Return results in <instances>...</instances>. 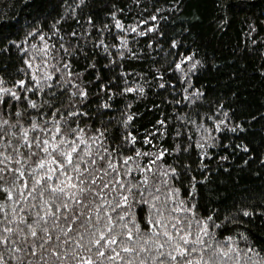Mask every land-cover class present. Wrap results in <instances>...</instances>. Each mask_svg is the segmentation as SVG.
Here are the masks:
<instances>
[{"label": "snow or ice", "instance_id": "obj_1", "mask_svg": "<svg viewBox=\"0 0 264 264\" xmlns=\"http://www.w3.org/2000/svg\"><path fill=\"white\" fill-rule=\"evenodd\" d=\"M62 2V13L52 17L51 23L44 18L39 26H27L29 30L22 39H10L0 31V54L11 53L14 48L21 62L19 67L0 62V264H264V246L256 248L249 243L246 231L239 233L243 248L233 236L220 239L216 234L224 221L243 223L247 217L252 223L253 217L264 218V190L256 203L246 202L254 199L252 194L235 202V211L224 221L217 210L201 215L195 199L198 185L214 183L205 175L208 165L204 160L213 157L209 149L227 152L233 148L241 153V171L246 166L251 171L255 162L260 170L254 174L261 175L264 152L251 147L250 141L245 142L251 121L234 118L235 111L231 107L225 110L223 102L202 112L205 92L201 88L192 90L189 85L182 91L191 114L177 115L174 147L157 148L152 143L155 134L149 133L144 143L154 150L137 148L133 152L129 145L134 146L137 137L128 131L133 120L128 109L132 105L127 104L121 114L123 135L110 128L111 118L101 120L100 127L88 123L93 115H105L100 108L111 105L105 102L98 106L96 114L85 110L89 91L81 80L82 74L73 70L72 58L83 54L86 61L91 60L86 51L91 43L93 52L103 50L108 59L104 67L111 71L117 56L121 60L137 57L126 33L144 36L146 32L139 31L138 26L125 29L117 17V12L123 10L105 8L102 11L111 17L115 28L125 33L115 37L119 44H108V23L100 21L97 26L96 15L89 14L85 19L78 14L87 0ZM180 3L176 0L172 8L164 10L172 11ZM161 11L154 8L149 19H166L159 15ZM69 19L83 30L63 33V23ZM4 23L0 20V29ZM85 23L87 29L83 28ZM140 23L145 21L141 19ZM157 30L156 25L148 28L149 32ZM91 31L99 39L93 37L90 41ZM250 31L255 29L250 26ZM165 35L160 31L161 37ZM179 46V40H170L171 48ZM174 55L178 60H173L167 71L173 75L183 73L181 82L188 83L186 78L202 62L196 59V51ZM88 67L100 80L96 63ZM120 67L123 69L122 63ZM128 75L123 70L113 75V80L124 79L119 92L109 87L111 80L101 85L112 91L108 100L118 94H144L142 86H129ZM260 75L264 76V70ZM155 78L163 81L164 74L157 69ZM157 87L164 89L166 83ZM260 119L264 120V115ZM157 124L166 126L167 121L159 120ZM215 133H231L239 143H223ZM193 151L200 160L197 167L202 179L191 176L186 195H181L183 179L192 171V164L185 160ZM169 155L173 157L171 164L166 162ZM234 155L235 151L220 156V160L228 161ZM209 192L218 194L214 188ZM258 227L264 229V225Z\"/></svg>", "mask_w": 264, "mask_h": 264}, {"label": "trees", "instance_id": "obj_2", "mask_svg": "<svg viewBox=\"0 0 264 264\" xmlns=\"http://www.w3.org/2000/svg\"><path fill=\"white\" fill-rule=\"evenodd\" d=\"M75 3V0H73ZM176 0H87L82 9H78V14L87 18L89 14L97 16V26L100 21L108 23L110 34L105 33L106 43L119 44V39H115L117 34L125 35L120 29H116L111 17L107 16L102 9L113 8L122 9L117 12V17L122 21L127 29L129 26H138L139 31L146 32L140 36L136 33L127 32L130 48L137 53L136 58L121 60L117 56V64L113 70L104 66L108 64V59L102 49L92 50L91 43L88 44L86 51L92 56L91 60H85L83 54L73 57V70L81 73V80L89 91L87 107L85 110L90 113H97L98 106L107 102L109 108H100L105 115H93L91 121L95 127H100V121L112 119V130H119V134H124V126L120 123L121 114L125 111V106L131 104L128 112L133 115V120L129 122L128 131L137 137V143L129 145L133 152L139 148L143 151H153L151 145L144 143L145 135L154 133L155 138L152 143L159 147H174V135L179 121L177 115L191 114L187 106L188 101H183L185 93L183 88L189 85L201 88L205 92L204 106L201 111L209 107L215 108L217 102H223L225 110L230 107L235 111L234 118L251 121L248 126V140L251 147L264 152V120L260 119L264 115V76L260 72L264 69V0H181L172 11L164 9L172 8ZM62 0H31L26 4V0H0V20L5 23L0 31L10 39L23 38L29 27L35 24L39 26L44 18L51 23L52 17L64 10ZM154 8H161L160 16L166 17L157 21L149 19L154 14ZM198 17V19H197ZM145 23H140V20ZM156 25V32H149L148 28ZM254 28L255 31H250ZM84 29L88 28L85 23ZM82 31L73 20L69 19L63 23V33L71 30ZM160 31L166 35L160 36ZM97 37L95 31H91L89 40ZM175 38L181 42V46L176 49L170 47V40ZM255 41V43H253ZM39 43V41H36ZM75 43V41H73ZM81 44L83 41L81 40ZM151 44V47H149ZM113 53L116 49H112ZM196 51V59L202 62L198 70L189 74L186 78L188 83H182L183 73L177 72L173 75L167 71L169 64L173 60H178L174 55L176 52ZM126 56H130L125 50ZM0 62L11 63L14 67H19V54L13 48L11 53L3 52L0 54ZM90 63H96V71L100 73V80H96V72L88 67ZM123 64L121 69L120 64ZM174 67V65H173ZM157 69L164 74V80L156 79ZM129 73L126 79L129 86L140 85L144 89V94L127 93L116 95L111 100L107 97L112 95V91L119 92L124 87V79L113 80V75H119L121 71ZM187 71V69H185ZM13 75L15 72L13 71ZM109 85L112 91L101 88V85ZM161 82L166 83L164 89L158 88ZM235 93V96L233 95ZM238 97V99H237ZM39 99V97H37ZM175 101H183L180 104ZM255 116L254 121L251 117ZM159 120H166L167 125L157 124ZM160 131L157 132L156 129ZM167 131V135L163 133ZM221 136L223 143H239L231 133H215ZM227 136L228 139H224ZM213 153L211 159H205L208 165L205 175H209L214 181L211 185H198L195 199L199 203L201 215L211 214L217 210L221 221L231 212H234L233 204L240 201L246 195L252 194L253 200L247 203H256L259 200V193L264 190V170L257 177L254 173L259 169L255 162L251 165V171L246 166L244 171L240 170L242 163L241 153L229 148L227 152L219 149H209ZM235 155L228 161H221L220 156L231 154ZM216 153H219L218 155ZM129 155L132 152L127 153ZM255 153H253L254 155ZM168 164L173 162L172 156H167ZM186 163L192 164L190 174L186 173L183 179L181 195H186L191 176L202 179L200 169L197 165L200 160L196 152L190 153V159ZM227 169V172H225ZM177 186L181 182L177 181ZM209 188L217 189V193L209 192ZM147 209L141 213L144 215ZM243 223H230L224 221L221 228L216 231L217 236L223 239L224 236H233L241 248L244 241L240 239L239 233L247 232L248 242L253 243L254 247L264 246V229L258 225H264V218L253 217V222L248 223V218H243Z\"/></svg>", "mask_w": 264, "mask_h": 264}, {"label": "rangeland", "instance_id": "obj_3", "mask_svg": "<svg viewBox=\"0 0 264 264\" xmlns=\"http://www.w3.org/2000/svg\"><path fill=\"white\" fill-rule=\"evenodd\" d=\"M253 259H255V257Z\"/></svg>", "mask_w": 264, "mask_h": 264}]
</instances>
